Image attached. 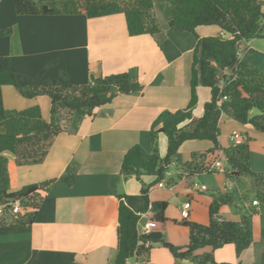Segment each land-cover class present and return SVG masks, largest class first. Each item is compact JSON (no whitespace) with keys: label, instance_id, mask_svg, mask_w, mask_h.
<instances>
[{"label":"trees","instance_id":"16d2710c","mask_svg":"<svg viewBox=\"0 0 264 264\" xmlns=\"http://www.w3.org/2000/svg\"><path fill=\"white\" fill-rule=\"evenodd\" d=\"M157 1L171 8L169 29L190 32L197 39L190 99L185 110L178 113L165 110L156 117L150 130L151 154L144 157L139 146L133 145L123 156L121 173L132 174L137 179L144 174L154 175L155 182L167 179L171 185L177 178H167L166 173L180 146L189 140H206L211 146L203 153L192 152L180 167L189 183L192 185L191 177L195 175L216 171L210 166L221 151L229 179L239 184L244 177L255 181L258 186L255 197L264 212V172H254L250 167L251 138L244 135L240 143L227 147H221L218 140V123L223 113L264 132V69L238 55L242 41L264 38L260 0H0V227L31 224L44 200V192L55 181L50 179L11 191L12 167L4 152L13 154L15 166L40 163L53 137L71 115L92 116L96 108L111 103L117 95H137L142 91V84L128 72L96 77L89 73L87 20L120 13L129 36L153 35L159 31L153 14ZM15 25L22 47L19 55L12 54L10 47ZM209 25L219 27L222 33L198 38L195 29ZM4 85L13 87L24 98L46 96L50 102L49 119L42 116L39 105L19 110L5 108ZM198 85L209 88L210 99L203 105V114L196 118L192 109L197 101ZM157 132L167 138L164 156H160L155 145ZM78 168L79 164L71 161L60 180L72 184ZM148 191L149 186L143 183L144 205L138 212L119 197L114 264H127L128 260H133V264H147L154 243H161L174 257L188 259L193 264H231L215 262L212 251L231 243L239 255L251 244L252 211L243 213L238 221L227 220L220 214L222 205H230L235 200V193L228 191L212 195L207 224L182 218L179 223L188 228V242L184 247L168 243L162 229L140 234L138 222L140 212L149 207ZM247 192L239 200H247ZM10 199L19 201V211L12 210ZM166 205L165 201L154 203L152 217L156 222L166 221ZM205 247L210 250L197 253ZM260 264H264V253Z\"/></svg>","mask_w":264,"mask_h":264},{"label":"crops","instance_id":"0c3cea01","mask_svg":"<svg viewBox=\"0 0 264 264\" xmlns=\"http://www.w3.org/2000/svg\"><path fill=\"white\" fill-rule=\"evenodd\" d=\"M260 4L264 12V0H260ZM153 14L159 24V31L153 35L129 36L125 18L120 13L90 18L86 22L89 73L96 77L128 72L142 84L140 94H119L111 103L96 108L92 116L71 115L62 124V130L53 137L40 163L15 166L13 154L4 152L12 167L11 191L50 179L55 181L44 192V200L31 224L0 227V264H68L70 261L78 264H114L119 197L129 208L138 212L144 205L141 193L143 183L149 186V207L140 212L138 229L149 220L155 221L152 207L160 201L173 202V207L167 211L166 205V221H155L156 227L153 229H162L165 240L172 245L184 247L188 242V228L179 223L182 220L180 209L185 202H190L188 220L208 223L209 197L200 199L206 206L200 208L193 205L194 193L188 195V200L183 198V187L181 185L179 189L177 181L170 185L167 179H162L164 185L159 186V182L153 180L154 175L144 174L137 179L132 174L120 171L123 156L133 145L139 146L144 157L151 154L150 130L156 117L165 110L172 113L185 110L190 99L191 66L197 39L190 32L169 29L171 8L168 4L155 2ZM195 31L198 38L222 33L214 25L198 26ZM10 47L12 54L22 53L16 25L10 35ZM238 50L239 58L264 69V38L242 41ZM7 87L11 86L2 87L3 104L4 89ZM196 95L192 115L198 118L203 114L204 103L210 99V90L198 85ZM29 100L16 108L19 110L39 105L42 116L48 120L49 99L38 96ZM42 105L48 110L47 116L43 114L45 111ZM254 113L251 111V114ZM218 124L221 147L231 144L229 136L234 130L239 132L241 140L244 135L251 138L250 167L254 172H264V132L250 124H241L224 113ZM155 145L161 151H158L160 156H164L167 138L163 133L157 132ZM210 146L211 143H201L192 152L203 153ZM217 156L224 167L221 151ZM71 161H76L79 168L72 184L68 185L59 177ZM171 164H174V160ZM175 165L174 171L169 166L167 178L190 180L185 177L181 166L177 163ZM215 170L203 173L222 176L218 189L204 187L202 190L199 188L201 185L195 183H192L191 189L199 194L209 192L211 196L226 191L234 192V202L222 205L220 214L227 220L238 221L243 213L252 211V241L239 255H236L233 244H224L212 251L213 259L217 263L260 264V257L264 253V212L252 204L258 186L251 177H244L239 184L229 179L225 172ZM245 192L249 194L247 200H239ZM209 250V247H205L197 253ZM148 262L193 264L188 259L174 257L161 243L152 245ZM127 264H133V260H128Z\"/></svg>","mask_w":264,"mask_h":264},{"label":"rangeland","instance_id":"374dc122","mask_svg":"<svg viewBox=\"0 0 264 264\" xmlns=\"http://www.w3.org/2000/svg\"><path fill=\"white\" fill-rule=\"evenodd\" d=\"M26 101H31V100L22 98V96H20L19 94H17L13 90V88L7 87V88L4 89V106H5V108H7V109H17L16 108L17 106L18 107L19 106H22V104L23 103H26ZM25 108H27V107H25ZM42 108L45 111L43 113L44 116H47V112H48L49 109L47 110V108L43 107V105H42ZM201 143L210 144L208 141H198V140H194V141H191L190 140V141L185 142L182 145L181 149L179 150L178 154L175 156V158H174V164H171V166H170L171 170H173V171L175 170V168H176L175 163H177L179 166H181L183 163H185L187 160H189L190 153L193 150H196L197 148H199L198 146H200ZM225 143H226V141H225ZM159 152L161 153V151H159ZM194 152H196V151H194ZM255 161H256L257 164H260V162L258 161V159H255ZM166 175H167V173H166ZM221 179H222V176L219 175V174L203 173V174H200L198 176H195L193 178L192 182L195 183V184H197V185H199V186L200 185L201 186H204L207 189L208 188H213L212 190H216V189H218L221 186ZM153 180H156V177L155 176L153 177ZM176 181L178 183L177 184V187L179 189L181 188V185L183 187L182 188L183 189L182 195H183V198L185 200H188L189 199V197H188L189 194H191V193H194L195 194V197L193 199V205L194 206H197L198 205V206H200V208L203 207V206L206 207L205 206V203L201 202V200H200V199H204L205 197H209V199H210L209 204L211 203V201H212V198L211 197L212 196L210 195L209 192L199 194L197 191H193L191 189V187H190L191 184L189 183V180L188 179H184V180H180V181H179V179H177ZM167 206L168 207L166 209H168L167 211H169V209L173 207V202L168 201L167 202ZM175 206H177V203H175ZM200 224H202V223H200Z\"/></svg>","mask_w":264,"mask_h":264},{"label":"built area","instance_id":"2783aa9c","mask_svg":"<svg viewBox=\"0 0 264 264\" xmlns=\"http://www.w3.org/2000/svg\"><path fill=\"white\" fill-rule=\"evenodd\" d=\"M239 54H240V52L238 50V55ZM224 99H227V97L224 96ZM229 139H230L231 143H233V144H237V143H240L242 141L240 134L237 131H235V130L230 133ZM210 167H211V169H217L220 172H225V169H224L222 163L219 160L214 161L211 164ZM158 185L159 186H163L164 183L162 181H160L158 183ZM199 188L203 190L204 189V186H200ZM10 201L12 203V210L15 211V212L19 211L20 210L19 201L18 200H14V199L13 200L10 199ZM252 204L255 205V206H259L258 199H256V198L253 199L252 200ZM189 205H190V202L189 201L185 202L182 205V207L180 209V214H181V217L182 218H187L188 217V208H189ZM155 227H156V222L153 221V220H149V221H147L146 223H144L142 225V227L139 229V233L140 234L149 233ZM147 264H151V263L148 262Z\"/></svg>","mask_w":264,"mask_h":264},{"label":"water","instance_id":"95a60500","mask_svg":"<svg viewBox=\"0 0 264 264\" xmlns=\"http://www.w3.org/2000/svg\"><path fill=\"white\" fill-rule=\"evenodd\" d=\"M219 72V71H218ZM13 200V199H12ZM1 203H3V202H1Z\"/></svg>","mask_w":264,"mask_h":264}]
</instances>
